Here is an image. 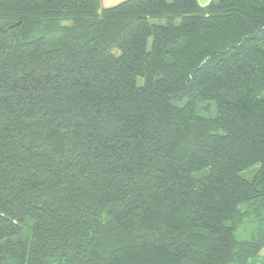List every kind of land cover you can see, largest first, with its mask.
Masks as SVG:
<instances>
[{
	"label": "trees",
	"instance_id": "trees-1",
	"mask_svg": "<svg viewBox=\"0 0 264 264\" xmlns=\"http://www.w3.org/2000/svg\"><path fill=\"white\" fill-rule=\"evenodd\" d=\"M263 248L264 0H0V264Z\"/></svg>",
	"mask_w": 264,
	"mask_h": 264
},
{
	"label": "crops",
	"instance_id": "crops-1",
	"mask_svg": "<svg viewBox=\"0 0 264 264\" xmlns=\"http://www.w3.org/2000/svg\"><path fill=\"white\" fill-rule=\"evenodd\" d=\"M124 0H100L102 8L114 6ZM201 6H207L211 0H197ZM248 264H264V248L254 257H251Z\"/></svg>",
	"mask_w": 264,
	"mask_h": 264
},
{
	"label": "rangeland",
	"instance_id": "rangeland-1",
	"mask_svg": "<svg viewBox=\"0 0 264 264\" xmlns=\"http://www.w3.org/2000/svg\"><path fill=\"white\" fill-rule=\"evenodd\" d=\"M259 168V165L258 164H255V165H252L248 168H246L245 170H243L241 172V175L245 178H251L255 173L256 171L258 170Z\"/></svg>",
	"mask_w": 264,
	"mask_h": 264
}]
</instances>
